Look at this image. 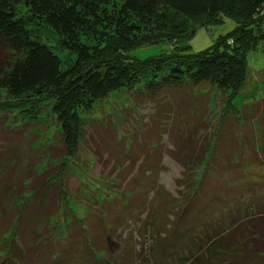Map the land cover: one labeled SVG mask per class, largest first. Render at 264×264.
<instances>
[{"label":"trees","instance_id":"16d2710c","mask_svg":"<svg viewBox=\"0 0 264 264\" xmlns=\"http://www.w3.org/2000/svg\"><path fill=\"white\" fill-rule=\"evenodd\" d=\"M223 17L236 27L212 48L192 53L177 44L197 31L187 34V22L208 28ZM34 24L54 33L75 60L63 67L33 36ZM162 42L174 47L144 61L130 57ZM261 47L264 0H0V92L18 106L48 96L59 128L40 172L31 120H12L6 105L0 110V264H264V101L234 103L248 79V56ZM120 91L154 107L135 150L143 162L117 165L124 189L93 198L81 217L68 205L66 159L81 155L90 130L115 161L133 157L117 126L110 124L114 133L103 123L91 128L82 117ZM166 135L169 156L183 168L178 196L156 192L148 249L114 243L136 190L146 188V175L154 178Z\"/></svg>","mask_w":264,"mask_h":264},{"label":"rangeland","instance_id":"374dc122","mask_svg":"<svg viewBox=\"0 0 264 264\" xmlns=\"http://www.w3.org/2000/svg\"><path fill=\"white\" fill-rule=\"evenodd\" d=\"M21 12L26 14L24 9H21ZM200 23L201 21L187 22V34H191L194 29L197 31L189 41H187L186 36L177 39L179 40L177 44L180 47L188 45L192 53L205 51L215 46L221 37H225L236 27L233 20L225 17H223L221 21L210 24L208 28H202ZM30 30L33 36L37 37L38 40L48 45L54 51L63 62V67H66L75 60L72 54L61 47L60 39L49 29L34 24L31 25ZM171 45L172 46L162 42V44L154 46L137 48L130 51V57L144 61L170 52L171 47H174V44ZM172 50L174 49L172 48ZM248 65L250 70L248 79L241 87L234 101L237 106H248L253 102L264 101V47L249 54ZM201 91L213 92V90L208 87H203ZM134 98L135 94L131 91L113 93L107 100L97 104L92 112L82 114V117L88 125L107 124L112 133L117 131L111 128L110 124L112 123L113 126H117L121 136L124 135L122 137L120 136L124 145L131 146V152H133V154H131L133 157L129 156L127 157L128 159L122 158L123 161H115L114 158L116 155L112 154L114 152L110 153L105 151L104 145L102 146L98 142L100 139L97 133L94 130H90L93 131L94 137L91 138L92 134H88L87 144L83 146L81 155L73 159L65 158L70 167L69 175H65L67 178L65 181L66 186L70 194L67 201L74 214H79L81 217L83 215L85 216L88 207L94 202L93 198L102 200L106 196H117L120 194V191H122L125 186L119 185L117 182V179L120 178L117 165L123 168L126 166L130 167L131 164H127V161L129 160V162H132L134 160L137 163L135 165V169H137V166L140 165V163L142 164L143 157H140V153H135V150H139V140L140 138L143 139L145 136L146 129L149 128L148 126L153 124L152 120L155 115H153L154 107L152 104L139 106L134 104ZM47 99L48 96L46 95L40 98H32V100L26 98L22 100L21 105L18 106L17 101H15L17 103L12 100L7 101V97L4 93L0 92V103L5 102L2 106L0 105V110L6 105V107H9L10 111L13 110V114L11 115L12 120L16 119L17 122L23 124L31 120L28 124L32 127L31 131L33 135L29 138V143L33 140L36 142L33 145V155L31 156L34 157L33 160L35 162L42 159L44 151L48 147L50 148L52 144H56L55 138L59 132L58 124L52 119L51 112L47 108L51 103L47 101ZM13 106L18 108V110H14ZM22 111H32L33 113L24 116L21 114ZM31 115H34L36 120H32ZM90 127L93 128L95 125H91ZM159 130L162 131L165 129L161 128ZM166 136L161 150L159 151L158 157L160 164H158V167L155 169L156 173L154 178L150 175L154 180L152 181V179L146 175V188H142L141 192L136 190L138 193L136 196L137 199H133L134 202L132 201V203L134 205L128 210V218L125 219L122 227L117 231L118 233L114 239V243L120 244L127 240L131 242V245H133L132 247H135L136 250H140L142 247L148 249L149 243L151 244L150 236L152 237L154 233V231L150 229L151 221L154 215H156V212H158V208H160V202H158L159 195L158 193L156 194V192H159V190L162 192L163 190V192L168 193L170 197L176 198L178 196L176 180L181 177L183 168L181 164L177 163L169 156L168 151H173L174 149L170 138L168 135ZM94 142L96 144H94ZM84 153H91L90 155L94 158V161L88 163L85 160L88 157L85 158L86 154ZM92 157L90 158L92 159ZM40 164L41 165L37 167L41 170L40 172H42L47 163L45 162L42 164L41 161ZM55 168H57V166ZM89 178L92 181L89 180ZM147 182L149 183L147 184ZM127 202L130 203V201ZM63 203L64 202L61 204ZM259 214H261L260 216H264V211H259ZM260 225L264 226V221H262ZM144 254L145 252L143 255Z\"/></svg>","mask_w":264,"mask_h":264}]
</instances>
